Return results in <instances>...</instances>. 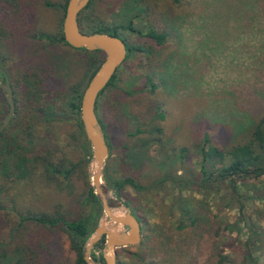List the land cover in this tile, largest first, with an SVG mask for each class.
I'll use <instances>...</instances> for the list:
<instances>
[{
    "label": "rangeland",
    "instance_id": "rangeland-1",
    "mask_svg": "<svg viewBox=\"0 0 264 264\" xmlns=\"http://www.w3.org/2000/svg\"><path fill=\"white\" fill-rule=\"evenodd\" d=\"M50 1L28 0L24 32L17 29L23 33L19 44L0 27V65L11 80L19 66L43 70L48 63V106L43 79L35 107L20 97L0 131V198L6 187L23 195L14 205L1 203L0 244L8 253L23 248L31 263L34 253L27 249L35 250L32 264H73L75 255L60 225L26 221L10 231L8 219L10 206L22 212L58 211L72 219L90 186L91 163L81 167L82 149L66 103L73 86L87 83V63L95 53L38 36L48 30L62 33V14L54 5L62 1ZM88 2L83 13L109 28L118 26L129 47L95 109L109 145L102 174L110 182L127 176L142 187L125 185L116 192L101 178L107 195L117 198L140 227L138 244L116 248L117 264H251L247 252L264 264V198L250 197L264 196V174L242 178L235 192L226 178L203 180L200 170L201 150L222 151L243 142L250 121L264 115V0ZM148 29L162 33V41L148 36ZM97 57L103 59V53ZM6 111L0 95V118ZM33 156L39 162L28 177L20 159ZM48 158L66 166L80 161L71 190L58 189L61 184L48 176L42 164ZM209 160L211 168L225 163L217 156ZM203 165L210 169L208 161ZM18 172L24 174L18 177ZM104 218L101 211L97 223ZM228 223H235V230L223 228ZM103 242L104 237L89 255L102 256Z\"/></svg>",
    "mask_w": 264,
    "mask_h": 264
},
{
    "label": "trees",
    "instance_id": "trees-1",
    "mask_svg": "<svg viewBox=\"0 0 264 264\" xmlns=\"http://www.w3.org/2000/svg\"><path fill=\"white\" fill-rule=\"evenodd\" d=\"M61 1H62L61 3L54 4L55 6H58L60 8V13L62 14L60 18L63 16L64 8L67 0H61ZM171 1L173 3H178L180 0H171ZM45 2L46 0H43V3ZM50 2L51 1L48 0V5L53 4ZM88 5L89 2L76 15V21L80 31L85 33H107L120 38V36L116 32L118 26L114 28H109L106 25L100 24L97 20L89 19L83 13V11L88 7ZM28 10L29 11L31 10L30 2H28V0H0V27L6 30H10L11 33L10 35L12 37H14V35L16 36L15 42L20 37H22L23 34L22 32H24L23 31L24 29L22 30L21 23L23 17H25ZM82 26H87V27L86 29H83ZM19 28L20 30H22V32H19L21 33L20 35L17 34V29ZM146 34L152 37L158 43H160L163 39L162 33H156L151 29H148L146 31ZM28 35H30V33ZM38 36L42 38L51 37V40H49L50 43L56 41L68 45L63 40V36L61 32H59V34L55 33V35H53V33L49 35L47 33L39 32ZM126 47L129 49L127 45ZM132 49L141 50L140 48H134V47H132ZM90 52L95 53V55L92 57L93 59H91L87 63L88 73L86 75V79L90 78V76L93 74V72L95 71V69L98 67L99 63L102 60V57H97V55H99L100 52L103 53L102 51L92 50ZM113 76L114 74L110 77L106 85H109ZM85 84L86 83H84L83 86H85ZM78 85L77 86L75 85L71 88V92L68 96L66 107L69 113L73 116V120H74L73 125L75 127V131L77 132V136H78L76 137L77 145L82 149L81 151L82 157L80 159L82 162L81 167L85 169L90 159V153H89V145L82 132L81 123L79 119V100L83 87L79 88ZM98 123L103 131L104 126L99 121V119H98ZM250 124H251V128L247 132L248 136L243 142L236 141L222 151H220L216 147H208V149L200 151L201 160H202V162H200V170H201V177L203 180H206L211 176H213L215 180L226 178L228 184L230 185V190L236 192L237 183H239L242 180V178L247 176L252 178H257L264 174V115L257 117L253 121H250ZM103 137L108 147L109 145L107 143L106 135H103ZM204 140H207V137ZM211 156H217L218 161L220 163L222 161H225V163H223L222 165L220 164L215 168L213 167L211 168L213 163V161L209 160ZM35 157L36 156H33L30 159L22 157L20 159L21 160L20 163L23 169L27 171L25 173H27L26 176L28 177H31L35 174L36 165H34L33 163L38 161ZM207 161L208 163H210L209 165L210 169L208 170L204 169L203 167L204 166L203 164ZM42 164L44 165V168L47 170L48 176L50 178H54V180H56L58 185L61 184V188L58 189L63 190L68 188L69 190H71L72 174L76 169V167L79 166L81 163L79 161L66 166L61 160L53 161L48 158V163H42ZM3 174H6V171H4ZM23 174L18 172L17 176L20 177ZM101 178L104 179L105 183L108 184L111 188H113L116 192H118L119 189L125 185H129L130 187L136 190L142 188L140 185L135 183L133 179L127 176L112 182H110V179H108V177H105V175L103 174L101 175ZM39 180H43V179L39 178ZM8 189L9 187H6L3 197L0 198V207L2 202H7L10 205H14L15 199L19 197H23V195H19V193L10 194ZM250 197L257 199L264 198L263 195L256 196L253 194L250 195ZM78 201L80 204L81 212L79 213V215H77L72 219H67L66 217L58 213V211H54L51 213L47 211H32V210L22 212L16 209V207L10 206L9 213L11 214V216L10 217L8 216L9 221L11 220L10 221L11 224L9 225L10 231L19 228L26 221H32L44 225L47 228L48 227L53 228L55 226L60 225L62 230H64L68 236L70 249L74 252L75 257L73 264H85V262L82 259L84 244L88 239V237L90 236V234L92 233L93 228L97 224L101 209L98 199L89 185L85 188V190L81 194V198ZM238 206L240 207V205ZM245 223L247 226H249V228L251 227V225L247 223V221ZM234 227H235V223H230V224L228 223L225 224L223 228L228 230H235ZM102 241H103V237H100L98 241L92 245L93 246L92 249L95 247H100ZM0 245H1L0 261L5 260L4 262L6 264H18L20 262H22L23 264H32L36 259L35 250L27 249V252L34 253L31 263L29 262L31 254L29 255V259L26 262L23 248L13 247L11 251H9L8 253L4 249H2L3 245L2 244ZM90 257L92 260L103 263L101 254L94 256V254L90 252ZM245 258H248L251 264H256L255 259L251 257L249 252L245 254Z\"/></svg>",
    "mask_w": 264,
    "mask_h": 264
},
{
    "label": "water",
    "instance_id": "water-1",
    "mask_svg": "<svg viewBox=\"0 0 264 264\" xmlns=\"http://www.w3.org/2000/svg\"><path fill=\"white\" fill-rule=\"evenodd\" d=\"M88 0H67L61 21L63 40L73 48L103 52V59L84 86L79 100V119L84 137L90 148L91 171L90 187L98 199L104 220L98 222L84 244L82 259L85 264H117L116 248L136 245L140 241L139 222L117 198L107 195L108 188L102 183V167L108 152L101 128L94 114V101L97 93L105 86L115 68L123 60L125 43L116 36L107 33H85L80 31L76 21L77 13ZM5 92L7 112L0 119V131L14 112V104L7 81L0 82ZM104 237L103 263L92 260L89 251L100 237Z\"/></svg>",
    "mask_w": 264,
    "mask_h": 264
},
{
    "label": "flooded vegetation",
    "instance_id": "flooded-vegetation-1",
    "mask_svg": "<svg viewBox=\"0 0 264 264\" xmlns=\"http://www.w3.org/2000/svg\"><path fill=\"white\" fill-rule=\"evenodd\" d=\"M48 34L49 35L51 34V32L49 30H48ZM47 40H48V42H50L49 40H51V37L47 38ZM16 42H18V44H19V39L16 40ZM127 52H128V48L125 45V54H124L123 60L125 59ZM24 67L19 66L18 70L14 71L13 80H11V75H10L9 71L7 69H5V67H3L2 64L0 65V82L3 83L5 80L7 81L8 87L11 91L13 104H14V112L16 109L17 101H18V103H21L20 97H24L23 100L25 103H30V106H29L30 108L35 107V102L38 99V96H37L39 93L38 89H41V84H42L43 79H45L47 81V85L45 86L44 94H45V98H46V104L45 105L48 106V63L45 64V66H43V67H45L43 70L36 69L38 67H36L35 70H29L26 67L25 68ZM106 86L107 85L105 84V86L100 90V93L105 89ZM31 89H34L35 91H33V93H31L29 97H26L27 96L26 92H28V90L30 91ZM100 93L99 92L97 93L95 101H94V114H95V109L97 106L96 101L99 99L98 97H99ZM0 95L3 97V100H4L5 104L7 105V102L5 99V92L1 87H0ZM7 108H8V105H7ZM95 117H96V120L98 122L96 114H95ZM46 122H48V118H46Z\"/></svg>",
    "mask_w": 264,
    "mask_h": 264
}]
</instances>
